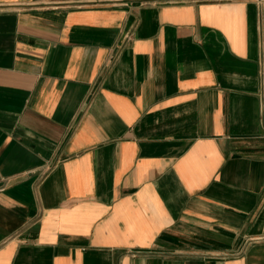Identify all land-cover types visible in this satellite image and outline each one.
<instances>
[{
	"label": "crops",
	"instance_id": "0c3cea01",
	"mask_svg": "<svg viewBox=\"0 0 264 264\" xmlns=\"http://www.w3.org/2000/svg\"><path fill=\"white\" fill-rule=\"evenodd\" d=\"M0 264H264V0H0Z\"/></svg>",
	"mask_w": 264,
	"mask_h": 264
}]
</instances>
